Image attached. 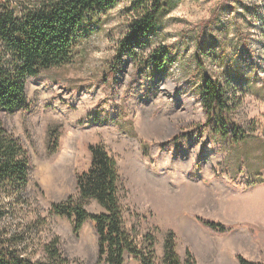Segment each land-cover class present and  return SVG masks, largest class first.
<instances>
[{"label": "rangeland", "instance_id": "1", "mask_svg": "<svg viewBox=\"0 0 264 264\" xmlns=\"http://www.w3.org/2000/svg\"><path fill=\"white\" fill-rule=\"evenodd\" d=\"M178 2L141 47L121 58L109 93L105 75L129 21L127 0L102 18L71 63L28 80V110L2 115L30 157L29 202L2 222L20 225L33 262L43 258L44 243L57 238L70 264H98L94 224L76 234L73 220L51 212L76 197V175L89 169L93 145L116 161L124 224L141 244L154 240L156 264L169 233L183 261L190 252L197 264H240L238 256L264 264V183L258 184L264 179V0ZM166 47H172L170 68L149 69ZM198 52L206 74L228 87L233 117L249 135L238 147L209 134L202 105L182 81ZM163 115L170 121L165 125ZM146 122L151 131L143 129ZM50 135L59 138L57 145ZM80 205L93 215L106 212L92 199ZM198 218L230 232L213 233ZM125 264L142 263L126 254Z\"/></svg>", "mask_w": 264, "mask_h": 264}, {"label": "trees", "instance_id": "2", "mask_svg": "<svg viewBox=\"0 0 264 264\" xmlns=\"http://www.w3.org/2000/svg\"><path fill=\"white\" fill-rule=\"evenodd\" d=\"M125 0H0V264H70L61 249L59 239L44 243L42 259L33 262L22 247L20 225L3 224V219L22 212L27 205L30 178V157L22 140L10 133L2 115L28 110L26 86L29 79L39 78L55 68L66 67L74 59L79 46L96 36L102 18ZM125 13L129 21L121 26L122 37L117 45L112 67L105 75L109 93L120 71L121 58L141 47L158 20L169 14L179 0H127ZM229 1V0H227ZM222 6L215 9L210 25L219 17ZM208 23V24H209ZM209 25V26H210ZM206 27V26H205ZM204 27V28H205ZM249 37L243 44L249 48ZM199 46V43L197 44ZM172 47L157 53L149 62V69L170 68ZM194 70L182 72L184 85L195 92L202 105L205 126L218 142L238 147L249 139L248 133L233 117L236 109L226 85L206 74L198 52ZM50 138L58 144L57 136ZM89 169L76 175V197L52 206L55 215L73 220L76 234L87 222L95 226L98 241V264H125L126 254L133 255L142 264H156L154 240L146 238L141 244L124 224L119 200V174L116 161L102 146H89ZM264 179L258 184H263ZM95 200L106 211L93 215L80 201ZM5 201H8L5 202ZM199 223L216 234L230 229L222 223L198 218ZM161 264H197L194 255L187 252L183 261L176 252L172 233L165 237ZM143 245V246H142ZM240 264H253L238 256Z\"/></svg>", "mask_w": 264, "mask_h": 264}, {"label": "bare ground", "instance_id": "3", "mask_svg": "<svg viewBox=\"0 0 264 264\" xmlns=\"http://www.w3.org/2000/svg\"><path fill=\"white\" fill-rule=\"evenodd\" d=\"M172 109L174 110V113H176L175 115H179L181 113L180 105L177 102H175L173 104ZM169 122L170 121H168V117L166 115H163L162 118L160 119V124H164L165 125L166 123H169ZM150 127H151L150 126V122H148V123L146 122V123L143 124V129L146 130V131H148V130L151 131ZM151 129H152V131H154L156 128L154 127V128H151ZM235 264H238V263L236 262Z\"/></svg>", "mask_w": 264, "mask_h": 264}, {"label": "crops", "instance_id": "4", "mask_svg": "<svg viewBox=\"0 0 264 264\" xmlns=\"http://www.w3.org/2000/svg\"><path fill=\"white\" fill-rule=\"evenodd\" d=\"M257 204V203H256Z\"/></svg>", "mask_w": 264, "mask_h": 264}]
</instances>
